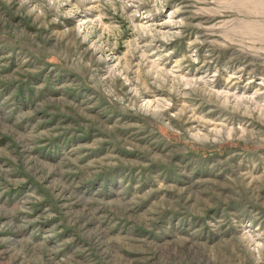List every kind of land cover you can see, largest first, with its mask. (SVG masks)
Returning a JSON list of instances; mask_svg holds the SVG:
<instances>
[{
	"label": "rangeland",
	"instance_id": "rangeland-1",
	"mask_svg": "<svg viewBox=\"0 0 264 264\" xmlns=\"http://www.w3.org/2000/svg\"><path fill=\"white\" fill-rule=\"evenodd\" d=\"M0 264H264V0H0Z\"/></svg>",
	"mask_w": 264,
	"mask_h": 264
},
{
	"label": "trees",
	"instance_id": "trees-1",
	"mask_svg": "<svg viewBox=\"0 0 264 264\" xmlns=\"http://www.w3.org/2000/svg\"><path fill=\"white\" fill-rule=\"evenodd\" d=\"M222 147V146H221ZM203 152H205V151H203Z\"/></svg>",
	"mask_w": 264,
	"mask_h": 264
}]
</instances>
